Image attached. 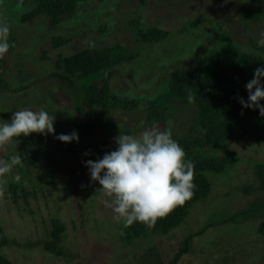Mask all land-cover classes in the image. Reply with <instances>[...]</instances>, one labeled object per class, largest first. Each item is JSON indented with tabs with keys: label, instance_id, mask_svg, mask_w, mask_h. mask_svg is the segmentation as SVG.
<instances>
[{
	"label": "rangeland",
	"instance_id": "obj_1",
	"mask_svg": "<svg viewBox=\"0 0 264 264\" xmlns=\"http://www.w3.org/2000/svg\"><path fill=\"white\" fill-rule=\"evenodd\" d=\"M228 1L172 0L176 2L175 9L168 12L157 7L153 0L145 8L137 7L138 0H90L80 3L74 15H65L55 29L43 15L25 23L20 21L22 13L32 7L30 3L13 6L0 3V22L9 26L8 40H15L13 52H7L1 63L8 88L14 91L0 93V125L10 122L13 113L23 110L22 107L55 116L54 134L32 133L0 147V160L22 156V164L14 166L0 180L5 189L0 197V226L8 239V245L0 247V255L3 253L13 264H166L187 233L200 231L177 264H264V237L256 232L251 217L236 212L262 197L258 192L245 196L239 188L254 179L252 169L248 168L253 163L251 158L264 162L262 147L256 150L251 142L235 145L234 149L242 154L241 161L220 174H208L212 183L210 196L192 207L191 218L170 234L139 238L130 246L120 239L123 221L115 220L116 214L105 203L111 198L102 191L97 193L102 186L91 180L90 170L85 167L88 160L102 159L103 150L114 144L122 131L137 136L151 126L144 109L148 100L162 92L164 78L173 69L184 68L215 43L207 31L210 27L207 16L223 13L230 17L226 29L232 41L244 45V50L250 47L249 39L264 47L261 43L264 22L242 24L231 8L223 10ZM234 3L237 6L238 2ZM255 5L264 6V0H257ZM149 7L152 9L148 10ZM197 18L201 22L192 25ZM132 19H139L144 25L157 23L158 28L169 32L168 37L156 44L140 46L132 30L123 27ZM100 25H107V30L101 32ZM53 37L68 38L71 42L55 47ZM116 44L126 47L127 53L139 54L114 68L110 90L120 97L138 99L141 104L133 111L115 108L94 112L99 113L98 124L107 122V125L102 130L90 131L84 128V123L85 115L92 110L68 86L47 77L56 73L58 56ZM100 85L98 81L97 86ZM179 110L175 104L174 116L165 117L160 126L170 127L172 135L183 136L192 123L195 108ZM73 132L77 133L78 142L63 143L56 138ZM17 185L31 187L26 200L29 204L24 202V196L13 203L10 189ZM87 190L98 196L82 198ZM57 220L65 228L63 244L74 256L78 255L73 259L54 256L42 244L35 245L37 241L48 240Z\"/></svg>",
	"mask_w": 264,
	"mask_h": 264
},
{
	"label": "trees",
	"instance_id": "obj_2",
	"mask_svg": "<svg viewBox=\"0 0 264 264\" xmlns=\"http://www.w3.org/2000/svg\"><path fill=\"white\" fill-rule=\"evenodd\" d=\"M88 1L90 0H0V3L6 2L12 6L30 3L32 7L22 13L20 21L25 23L43 15L47 18L49 26L55 29L65 15H74L78 5ZM150 1L138 0L137 7L145 8ZM181 1L185 2V0ZM256 1L229 0L223 6V10L227 11L231 8L230 11L239 16L242 24L262 23L264 22V6L255 5ZM153 2L163 11L170 12L175 9L176 2L172 0H153ZM234 2H238L237 6H234ZM151 9L149 7L148 10ZM221 14L223 13L214 17L207 16L210 21L207 31L215 43H212L209 49L191 60L184 68L173 69L163 80L162 92L148 100L144 109L147 123L160 125L165 117L174 116L175 104L180 107V110L189 106L195 108V114L187 133L183 136L172 135V138L185 150L186 161L191 160L195 164L194 196L183 206L176 207L166 217L158 219L151 227L140 222H134L131 226L125 227L123 222L119 230L122 234L120 239L125 246L132 245L139 238L149 239L150 236L170 234L185 220L191 218L189 214L192 207L199 202H205L210 196L212 183L208 174H220L241 161L239 156L242 154L234 149L235 145L251 142L254 144V149L257 150L258 147L264 149V116L260 115L259 109L243 108L239 102L240 98L248 100L246 84L254 78L257 68H264V47L254 43L251 39H249L248 46L250 47L247 50H244V45L234 43L231 33L226 29L229 26L230 17ZM200 22L201 19L197 18L191 24L196 25ZM123 27L132 30V36L140 46L164 41L169 34L167 30L158 28L157 23L144 25L139 19L129 20L124 23ZM107 28V25L99 27L101 32H105ZM52 41L55 47H60L71 42V39L53 37ZM8 42L10 53L13 52L15 40L11 38ZM138 54V51L127 53L126 47H120L117 44L102 48H83L67 57L58 56L55 61L56 73L49 74L47 78L58 80L68 86L79 101L92 110L91 113L85 115V129L91 131L99 128L102 130L107 122L98 124L97 119L100 116L99 113L94 112L104 113L105 109L115 108L122 111H133L141 104L138 99L120 97L110 90V79L114 75V68L137 58ZM4 61L0 59V93L6 91L11 93L14 89L8 88L4 67L1 64ZM98 81H100V87L97 86ZM261 83L264 84V78ZM189 95L194 97L191 103ZM260 103L264 105V101ZM90 118L94 121H89ZM117 131L122 130L117 129ZM122 134L129 135L130 133L122 131ZM116 148L115 142L103 150V156ZM251 159L253 163L248 168L252 169L254 179L251 183H245L239 188L245 196L258 192L262 194V197L236 209V212L237 215L251 217L256 232L264 237V162L256 158ZM28 188L31 189L30 186L27 188L19 185L15 188L11 187L10 195L13 197L14 204L21 196H24V202L29 204L26 201L30 193ZM82 195L85 199L98 196L88 190ZM102 198L105 199V195ZM53 229L48 240L43 243L37 241L35 245L42 244L47 253L57 257L69 259L77 257V254L74 256V253L67 250L63 244L64 225L57 220ZM200 233L202 232L187 233V236L179 242L181 245L177 248L173 258L166 264H177L182 255L188 253L193 239ZM6 245H8V239L0 226V247ZM151 250H149L150 255ZM0 264L13 263L2 253Z\"/></svg>",
	"mask_w": 264,
	"mask_h": 264
},
{
	"label": "clouds",
	"instance_id": "obj_3",
	"mask_svg": "<svg viewBox=\"0 0 264 264\" xmlns=\"http://www.w3.org/2000/svg\"><path fill=\"white\" fill-rule=\"evenodd\" d=\"M9 26L0 22V59L9 51ZM264 43V40L261 41ZM264 68H257L254 78L246 84L248 100L240 98L243 108L259 109L264 116ZM194 97L189 95V102ZM55 116L46 111L29 109L13 113L10 122L0 125V147L20 136L32 133L54 134ZM63 143L78 142L77 133L56 137ZM117 148L105 153L102 159L88 160L90 178L98 182L111 201L106 205L116 214L114 219L124 226L134 222L153 226L158 219L166 217L176 207L183 206L194 196L195 164L185 159V150L172 138L170 127L153 123L139 135L119 134ZM22 164L21 155H13L9 161L0 160V180ZM103 173V175H102ZM19 179V177H16ZM0 182V197L4 194Z\"/></svg>",
	"mask_w": 264,
	"mask_h": 264
}]
</instances>
